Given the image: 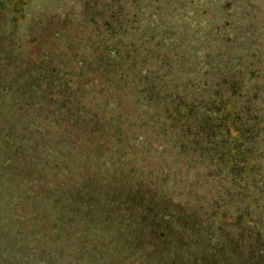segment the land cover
<instances>
[{"label":"rangeland","instance_id":"1","mask_svg":"<svg viewBox=\"0 0 264 264\" xmlns=\"http://www.w3.org/2000/svg\"><path fill=\"white\" fill-rule=\"evenodd\" d=\"M92 19L106 22L104 45L113 48L114 65L121 68L102 62L100 72L107 70L109 81L131 63L126 56L140 50L175 60L169 66L178 69L176 78L198 87L222 65L264 66V0H0V264H175V258L189 264H264L261 141L237 160L239 167L250 165L244 180V173L219 169L214 158L209 163L212 158L192 144L134 146L143 155L123 167L126 161L101 155L104 148L96 149L91 132L77 128L74 88L78 80L80 86L92 80L96 70ZM49 22L54 37L42 35ZM152 64L161 71L166 66ZM68 114L75 121L69 126ZM163 166L167 171L161 174ZM102 179L119 200L141 201L128 232L110 227L111 235L120 233L117 238L129 235L133 224L141 230L140 244L134 234L123 250L113 247L127 253L124 262L113 254L104 258L96 233L86 232L93 218L57 212L86 200L83 182L92 195ZM91 199L85 210L91 217L107 208L112 213L102 214L113 216L111 207L97 208ZM159 202L168 211L188 209V224L175 230L168 212L156 220L163 213ZM157 230L164 231L158 247L167 258L154 259ZM86 233L87 244L80 241ZM136 246L137 254L146 255L135 258Z\"/></svg>","mask_w":264,"mask_h":264},{"label":"trees","instance_id":"2","mask_svg":"<svg viewBox=\"0 0 264 264\" xmlns=\"http://www.w3.org/2000/svg\"><path fill=\"white\" fill-rule=\"evenodd\" d=\"M92 8H95L94 4H91L90 9ZM97 11L95 9L94 14H97ZM49 24L52 25L50 22L47 23L42 30V35L54 37L56 31H53ZM105 25L106 22H101L99 25L92 19L97 39L90 54L96 70H93L92 80L87 78L84 85L80 86L81 81L78 80L74 88L76 94L72 101L74 106L72 108L77 114V128L82 133H87L88 130L89 133L91 132L89 135L93 137L96 149L104 148V151H99L100 154L121 158L126 161L122 164L124 167L128 160H139L140 155H143L141 152L134 153L132 151L134 146L152 147L157 143H165L184 147L186 144H192L197 147L198 152H204L208 158H212L208 161L209 163L214 162L215 159V164L221 162L219 169H226L232 175L244 173L243 179H249L250 176L247 173L251 171L250 165L239 167L237 160L250 156L254 151V144L258 141H261V146H264V80L261 81L264 78V66L259 63L254 66L252 63L241 66L238 62L234 70H230L228 66L222 65L212 77L210 76V84L206 82L204 86L198 87L191 83H182L176 78L175 73L178 69L169 66L175 60L171 61L168 56L159 55L154 51L140 50L136 55L128 54L126 58H130L131 63L127 67L124 66L123 71L117 72L115 79L109 81V72L107 70L100 72V69H103L102 62L109 63L110 69L121 68L114 65L116 60L112 58L113 50L111 49L113 48L110 47L107 50V45H104L106 35L101 32L105 30ZM106 34L108 35L107 32ZM116 44L114 41L113 45ZM158 61L168 67L163 66L164 70L161 71V66L156 67L152 64ZM55 100L61 102V98ZM211 113L215 115L214 121L211 119ZM66 116L65 124L69 126L70 122H75L70 114ZM108 149L110 150L107 151ZM226 160H228L227 167L224 165ZM126 169L133 172L143 171V168L139 166H128ZM166 171L167 169L163 166L161 174ZM113 180L114 177H111L109 182ZM83 184V197L86 200L77 201V203L75 201V204H69V206L65 205L57 212L81 214L84 217H90L88 222L93 218L86 227V232L96 233L95 240L104 252V258L112 259L111 254H113L115 257L113 260L119 257L122 262L127 261V253L118 252L131 243L130 238L134 234L138 236L137 245L140 244L143 237L140 234L141 230L133 224L134 230H131L129 235L117 238L120 233L111 235L110 227L120 230L124 227L128 232L126 226L132 224L134 220L132 216H137L134 208H137L135 206L141 201L134 198L127 202L119 200L113 195L114 189L105 183V179L100 181L97 192H92V195L88 184L86 182ZM89 198H92V204H96L97 208L111 207L113 216L102 214L106 210L112 213L110 208H107L96 212L91 217V213L85 212L86 207L90 206L87 203ZM71 199L76 200L78 197ZM159 203L163 207V213H159L162 216L156 220H165L168 216L172 219L177 231L180 225L188 224L185 216L188 209L176 206L168 211L167 205L163 202ZM165 212H168L166 216L163 215ZM119 214L120 218H118ZM144 220L146 224L147 221ZM164 236L162 230H157L153 236L152 243L157 248L154 259L158 255L167 258L162 255L164 252L158 247ZM82 240L87 244V233L80 241ZM76 242L79 241L76 240ZM116 246L121 249L113 248ZM205 246L206 244L200 245V247ZM137 251L136 246L135 258L146 255H139ZM183 257L189 261L187 256ZM175 261V264H189V262L178 263L177 258Z\"/></svg>","mask_w":264,"mask_h":264}]
</instances>
